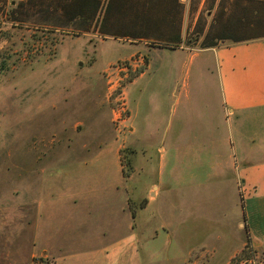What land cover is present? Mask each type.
<instances>
[{
	"label": "rangeland",
	"instance_id": "rangeland-1",
	"mask_svg": "<svg viewBox=\"0 0 264 264\" xmlns=\"http://www.w3.org/2000/svg\"><path fill=\"white\" fill-rule=\"evenodd\" d=\"M32 1L0 0V264L36 258L51 264L63 254L97 264L92 255L102 248L124 247L117 238L93 242L87 231L94 208L112 199L127 211L129 204L133 217L145 213L147 229L140 232L139 214L134 229L122 223L120 240L137 238V251L150 264H184L190 248L199 264H258L251 247L229 262L245 239L235 213L213 212L203 196L201 209L192 212L176 195L178 174L199 175L196 183L203 185L220 171L207 145L212 139L203 133L189 134L196 137L190 142L185 133L184 158L176 144L167 147L178 135L167 133L170 124L213 123L210 99L219 95L217 80L198 83L193 69L188 74L176 66L174 52L151 46L160 39L136 25L140 17H130L124 0L105 13L104 24L97 21L99 32L89 34L80 31V21L56 26L48 0ZM187 74L186 84L180 82ZM220 109L222 160L230 152L234 119ZM193 150L198 162L187 153ZM191 182L184 181L185 193Z\"/></svg>",
	"mask_w": 264,
	"mask_h": 264
},
{
	"label": "crops",
	"instance_id": "crops-1",
	"mask_svg": "<svg viewBox=\"0 0 264 264\" xmlns=\"http://www.w3.org/2000/svg\"><path fill=\"white\" fill-rule=\"evenodd\" d=\"M97 1H91L90 4L88 0L81 1L80 6L75 9L73 21H80L85 26L80 28L83 34H89L93 30L94 33L99 32L97 21L106 18L105 13L111 9L112 12L115 11L120 5L119 0H108L107 4L105 0H101L100 5ZM124 5L128 7L130 17L134 13L140 17L139 20L136 19V25L143 27L146 35L160 39L161 42L153 40L149 43L151 46L165 48L176 54L178 68L185 69L188 74L193 69L197 82L201 84L207 81L214 84L217 80L219 95L210 99L209 121L213 123L204 126H177L176 129L170 124L167 133L177 132L178 135L175 140L168 141L167 147L176 144L178 156L184 158L187 155L181 149L185 133H203L205 139H212L207 145L213 149L214 164L220 165V171L209 175L206 179L208 183L203 185L196 183L199 175L190 174L187 179H183L178 174L176 195L180 202L187 203V207H190L187 209L192 212L201 209L200 200L203 196L213 212L221 209L231 215L235 213L233 219L238 229L244 230L245 239L241 248L231 254L229 262L249 245L260 256L258 264H264V0H124ZM48 11L54 15L49 16V19L56 21V0H48ZM111 18L115 20L116 16ZM90 19L93 21L88 25L83 22ZM230 37L252 38L232 40ZM204 42L214 44L203 46ZM148 63L147 59L146 64ZM168 64L170 65L169 61ZM188 74L186 77L181 76L179 81L186 84ZM218 105L223 115L234 119L230 128V152L222 160L218 157L216 135ZM195 139V136L189 135L188 141ZM187 153L195 161L200 160V154L194 150ZM185 180L192 181L188 184L192 187H189L187 193L184 191ZM165 188L168 190L170 185ZM158 192L156 190L155 195ZM168 193L167 191L166 194ZM165 199L170 201V197ZM148 204L140 211L145 212ZM116 205L119 204H115L112 199V202L108 201L101 208H94L89 221L92 225L87 231L93 236V242L103 244L117 238V244L122 241L124 247L115 246L112 251L105 252L102 248V253L98 257L92 255V258L100 261L97 264H150V257L137 251V238L131 240L125 237L120 240L122 223L128 229H134L139 214L142 222L140 232L147 229L145 213L136 211L137 214L133 217L129 204V211L124 205L121 208ZM106 209L108 213H105ZM101 213L104 214L95 219ZM73 257L63 254L58 260L52 259L54 262L51 264H83L80 260L75 262ZM87 257L78 256V259L86 260ZM183 259L184 264L200 263V257L194 248H190Z\"/></svg>",
	"mask_w": 264,
	"mask_h": 264
},
{
	"label": "trees",
	"instance_id": "trees-1",
	"mask_svg": "<svg viewBox=\"0 0 264 264\" xmlns=\"http://www.w3.org/2000/svg\"><path fill=\"white\" fill-rule=\"evenodd\" d=\"M81 1H85V0H56V7H57V11L58 12V15L60 16L59 17V20H57V13H56V23L57 25H65V24H68L70 21H73V18L76 16L75 15V9H77L80 4H81ZM91 1H94V0H88V4L91 3ZM33 3H35L36 1L33 0L32 1ZM98 5L101 4V0H98L97 1ZM19 4V3H18ZM23 5V3H20ZM47 5H48V1H47ZM109 6L107 5L106 9L108 10ZM48 9V7H47ZM49 13V11H48ZM75 15V16H74ZM93 20H86V21H83L84 23H86L87 25L90 24ZM104 21L105 19L103 20V23L104 24ZM227 38V37H225ZM232 40H244L245 38L248 39V38H252V37H230ZM212 44L214 43H211V42H204L202 43L203 46H211ZM250 246L249 245H246L242 251L239 253L240 254V257L241 255H244V253H248L250 251Z\"/></svg>",
	"mask_w": 264,
	"mask_h": 264
},
{
	"label": "built area",
	"instance_id": "built-area-1",
	"mask_svg": "<svg viewBox=\"0 0 264 264\" xmlns=\"http://www.w3.org/2000/svg\"><path fill=\"white\" fill-rule=\"evenodd\" d=\"M46 261V260H45ZM45 261L42 258H36L33 260L32 263H27V264H46ZM50 263V262H49ZM48 263V264H49Z\"/></svg>",
	"mask_w": 264,
	"mask_h": 264
}]
</instances>
